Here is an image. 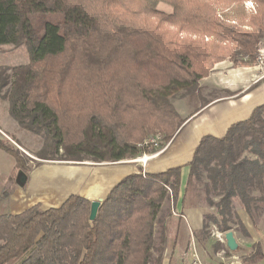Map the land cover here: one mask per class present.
I'll list each match as a JSON object with an SVG mask.
<instances>
[{
	"label": "trees",
	"instance_id": "trees-1",
	"mask_svg": "<svg viewBox=\"0 0 264 264\" xmlns=\"http://www.w3.org/2000/svg\"><path fill=\"white\" fill-rule=\"evenodd\" d=\"M246 1L0 0V47L24 45L29 55L12 75L0 69V92L7 90L20 129L43 138L42 160L136 158L147 137L160 133L168 143L182 128L186 119L172 100L196 98L200 82L231 58L230 44L252 57L242 66L254 65L264 43V0H253L249 19L240 5ZM231 5L232 18L231 10L221 13ZM0 149L29 179L32 168L18 148L0 140ZM189 167L182 203L208 210L200 231L189 233L173 213L181 168L140 172L110 191L95 221L91 201L78 195L59 208L0 213V264H175L178 251L189 252L193 243L207 254L198 251L203 261L219 263L214 255L230 250L211 242L214 227L250 237L247 224L259 232L264 219V104L225 137H203ZM242 255L257 264L264 249Z\"/></svg>",
	"mask_w": 264,
	"mask_h": 264
},
{
	"label": "crops",
	"instance_id": "crops-1",
	"mask_svg": "<svg viewBox=\"0 0 264 264\" xmlns=\"http://www.w3.org/2000/svg\"><path fill=\"white\" fill-rule=\"evenodd\" d=\"M228 64V61L221 62L217 64L220 68L216 65L213 70L215 72L213 80L216 85H219L218 83L224 80L225 83L220 86L225 88L226 95L210 101L207 106L188 116L182 128L166 143L168 147L165 151L148 161L145 166L131 160H124L116 164H99L86 161L73 162L83 167H65L66 169L72 168L74 170L87 171L88 175L85 179L95 173L101 179L98 183L100 191L107 186L109 187L103 198L95 196L96 194L88 197L86 194L87 183L85 189L83 188L82 190L85 179L80 181L76 177H64L63 179L55 180H50L49 178L34 179V174L37 170L30 174L25 186H21L19 179L22 176V172L19 171L16 161L8 154L4 156L5 161H1L2 155L0 154V213L18 214L32 206L41 205L42 202L40 199L36 200L35 193L45 191L46 185H55V189H58L55 191L58 196L61 195V192L67 194L73 191L75 192L74 195L81 196L91 202L96 200L104 201L110 191L127 176L139 174L140 172L144 174H161L175 168H181V188L173 213L174 216L182 218L189 233L200 231L203 228V219L208 210L202 208L186 209L182 203L190 174L189 165L194 158L200 141L205 136L225 137L232 125L248 120L254 110L264 104V79L260 78L261 73L258 66L231 67ZM207 78L210 77L208 76ZM207 78L205 79L207 80ZM0 133H2L1 130ZM4 135L17 148L21 149L7 134ZM0 150L2 152V149ZM87 165L90 168H86ZM65 168L60 167L59 169ZM8 181L10 184L8 188L5 187L6 189H4V184ZM36 186H40L39 190H36ZM9 191L10 196L6 197L5 193ZM67 199L62 201V203L60 202L59 206H53L52 208H59ZM48 209H51V207ZM225 257L227 258V256ZM209 262L213 261L209 260Z\"/></svg>",
	"mask_w": 264,
	"mask_h": 264
},
{
	"label": "rangeland",
	"instance_id": "rangeland-1",
	"mask_svg": "<svg viewBox=\"0 0 264 264\" xmlns=\"http://www.w3.org/2000/svg\"><path fill=\"white\" fill-rule=\"evenodd\" d=\"M240 5H241V7H244L245 12H246V16L248 19L250 16H252L256 13L257 6L253 0H248L245 3H242ZM221 7H223V5ZM221 7H219V9H221ZM235 7L236 6L231 5L229 8L221 9V13H224L225 10H231V11H228L229 12L228 14H230V16H231L230 18L235 17V13H236ZM158 9L160 11L164 12L165 14L172 13V8L165 5V4H160ZM152 22H154V19L149 18L148 23L151 24ZM167 27L168 26H166L165 28H167ZM168 28L175 31V32L177 31L176 28H173V27H168ZM230 45L232 48H234V52L232 53L231 58H228L227 60H225V61H228V63H229L228 65H230L231 67H243L242 66L243 64L241 63L242 59H243V61L252 60V57L250 55H244V56L238 55L237 49H235V46L233 47L232 44H230ZM261 48H264V43H260L257 46V51L255 53L254 62H253V64H254L253 66H258V68H259V71L261 73L260 77L263 75V71L260 68L261 66L259 65V50ZM28 62H29V55H28L27 49L24 45L17 46V47L16 46H2V47H0V69H3V68L6 69L8 75H12L11 69H13L14 67L27 64ZM217 67L220 68V66H218V65H217ZM244 67H246V66H244ZM214 73L215 72L212 71L209 74L210 78H207V80L204 79L200 82L199 93H198L196 98H193L192 100H190V99H188V97H184V98L177 97V98L172 100L174 107L176 108V110L181 115V119L185 120L188 116H190L192 114L193 110L195 111V109L202 107L205 101L210 102L212 100L222 98V97H224V95H226L225 94L226 93L225 88L221 87L222 84L225 83L224 80L222 82L218 83L219 85H216V82L213 80ZM261 79H264V78H261ZM6 91L7 90L3 89L0 92V130L2 132V133H0V139H2L7 144L10 143V144L14 145L4 135V134H7V136H9V138H11L14 142H16L21 147V149L18 148V150H19L21 159L24 161V164L26 165L25 167L32 168V172L37 170L36 173L34 174V179L49 178L50 180H55V179H63L64 177L65 178L76 177V178H78V181L85 179L88 175L87 171H81L78 169L74 170L72 168H69V169L65 168V167H81L82 165H79L77 163H73V161L48 162V161L40 159V156L43 154V152H42L43 151V138H41L40 136L39 137L35 136L33 134H30V133L25 132V131L20 129L19 125L12 118V116L10 114L9 102H8L7 98H5V96H4ZM149 137H147V138H149ZM14 147L17 148L16 145H14ZM0 154L2 155L1 161H5L4 156H6L7 154L5 152H3V150H2V152H0ZM61 154L62 155L64 154L63 150H61ZM82 156L85 157L84 155H82ZM136 158L129 159V160H134ZM85 161L91 162V163L92 162L96 163V162L90 160L87 156L85 158ZM77 162H79V161H77ZM104 163L116 164V163H112V162H101L99 164H104ZM43 166H45V167H43ZM56 167H58V168H56ZM60 167H63L65 169H59ZM86 168H90V166L87 165ZM25 170L26 169H24V170L19 169V171H21V172L25 171ZM92 178H94L93 183H88ZM26 180H28V179H26ZM100 180L101 179L98 178L95 173L90 175V177H88V179H85L84 184L82 186V190H83V188L85 189L86 183H87L88 186H87V193L86 194L88 195V197H90L92 194H96L95 196L103 198L106 195L107 191L109 190V187L107 186L106 188H103L100 191L99 186H98L99 185L98 183L100 182ZM0 182H1V179H0ZM9 184H10L9 181L7 183H5L4 189H6L5 187L8 188ZM22 186H25V184ZM39 188H40V186H36V190H39ZM55 188H56V186L53 184L48 185V186L46 185V187L44 189L45 191H41V192L38 191L35 193L36 200L37 199L41 200V202H42L41 205H43L42 208H44V210H48V208H50V207L52 209L53 206L54 207L59 206L62 203V201L66 200L67 198L74 195V193H75L73 191L70 193H67V194L66 193L64 194V192H61V195L58 196L57 192H55L58 189H55ZM20 190H21V188H20ZM77 192H78V190H77ZM247 226H248V229L250 232V237H246V236L242 235L241 233H236L235 236H236L237 242L239 244L238 251L235 253H232L230 251L229 255H226L224 252H221V254L223 256H227V257L232 256V255L241 256L244 251L245 252H252L253 250H255V247L257 245H261L264 249V219L260 222V231L259 232L256 229H254L251 225L249 226L247 224ZM217 231L218 230H216L215 227L211 231L210 239H211L212 243L213 242H220V240L216 236ZM220 243H222V242H220ZM222 244H224V243H222ZM194 246H195V244L193 243L192 247H190V249H189L190 251L187 253H183L181 250H179L177 255H176L175 264H189L190 253H191ZM197 251H199V248ZM199 253L202 257L207 258V254L205 252L201 253L199 251ZM219 254L214 255V260L219 261V262L220 261L223 262L221 260V257ZM166 258L169 259V256H166ZM259 264H264V259L261 260Z\"/></svg>",
	"mask_w": 264,
	"mask_h": 264
},
{
	"label": "built area",
	"instance_id": "built-area-1",
	"mask_svg": "<svg viewBox=\"0 0 264 264\" xmlns=\"http://www.w3.org/2000/svg\"><path fill=\"white\" fill-rule=\"evenodd\" d=\"M259 65L261 66L259 67L263 71V75L260 78H264V48H261L259 50ZM139 146L143 152L136 159L131 161L141 163L143 166H145L148 163V161H150L153 158H156L158 155L164 152L165 149L168 147V144L164 142L163 135L158 133L145 139L144 142L141 143ZM225 235H226L225 233H221L219 231H217L216 233L217 238L220 240V242L224 244H226ZM219 255L223 262H219L216 264H245L243 255L241 256L232 255L227 258L223 256L221 253ZM189 264H212V263L203 261L196 247L194 246L190 253Z\"/></svg>",
	"mask_w": 264,
	"mask_h": 264
},
{
	"label": "water",
	"instance_id": "water-1",
	"mask_svg": "<svg viewBox=\"0 0 264 264\" xmlns=\"http://www.w3.org/2000/svg\"><path fill=\"white\" fill-rule=\"evenodd\" d=\"M26 182V177L25 176H21V178L19 179V183L20 185H24ZM103 201H92L91 202V212H90V221H95L97 216H98V212L99 209L102 205ZM225 239H226V244L227 247L229 248V250L232 253H235L238 251L239 249V244L237 242V239L235 237L234 232H228L225 235Z\"/></svg>",
	"mask_w": 264,
	"mask_h": 264
},
{
	"label": "bare ground",
	"instance_id": "bare-ground-1",
	"mask_svg": "<svg viewBox=\"0 0 264 264\" xmlns=\"http://www.w3.org/2000/svg\"><path fill=\"white\" fill-rule=\"evenodd\" d=\"M77 175V174H76Z\"/></svg>",
	"mask_w": 264,
	"mask_h": 264
}]
</instances>
